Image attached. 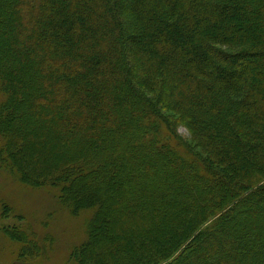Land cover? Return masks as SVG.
<instances>
[{
    "label": "trees",
    "instance_id": "trees-1",
    "mask_svg": "<svg viewBox=\"0 0 264 264\" xmlns=\"http://www.w3.org/2000/svg\"><path fill=\"white\" fill-rule=\"evenodd\" d=\"M0 94V166L88 212L75 264H264V0H0Z\"/></svg>",
    "mask_w": 264,
    "mask_h": 264
},
{
    "label": "rangeland",
    "instance_id": "rangeland-1",
    "mask_svg": "<svg viewBox=\"0 0 264 264\" xmlns=\"http://www.w3.org/2000/svg\"><path fill=\"white\" fill-rule=\"evenodd\" d=\"M177 132L182 138H189L182 126H178ZM13 174L0 166V264H75L70 260V251L84 240L88 212L72 216L58 202L57 191L29 187ZM4 205L8 211H3ZM5 227L33 233V239L46 251L37 260L20 259L22 243L12 240Z\"/></svg>",
    "mask_w": 264,
    "mask_h": 264
}]
</instances>
